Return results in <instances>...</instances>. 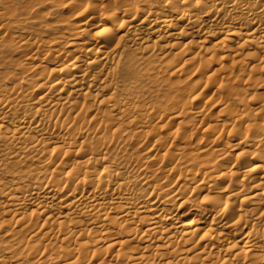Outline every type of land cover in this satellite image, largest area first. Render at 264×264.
<instances>
[{"label": "bare ground", "instance_id": "obj_1", "mask_svg": "<svg viewBox=\"0 0 264 264\" xmlns=\"http://www.w3.org/2000/svg\"><path fill=\"white\" fill-rule=\"evenodd\" d=\"M0 264H264V0H0Z\"/></svg>", "mask_w": 264, "mask_h": 264}, {"label": "rangeland", "instance_id": "obj_2", "mask_svg": "<svg viewBox=\"0 0 264 264\" xmlns=\"http://www.w3.org/2000/svg\"><path fill=\"white\" fill-rule=\"evenodd\" d=\"M262 91V89H259L258 92Z\"/></svg>", "mask_w": 264, "mask_h": 264}]
</instances>
